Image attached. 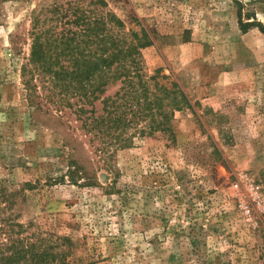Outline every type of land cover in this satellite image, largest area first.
Returning <instances> with one entry per match:
<instances>
[{
    "label": "rangeland",
    "instance_id": "1",
    "mask_svg": "<svg viewBox=\"0 0 264 264\" xmlns=\"http://www.w3.org/2000/svg\"><path fill=\"white\" fill-rule=\"evenodd\" d=\"M76 17L156 78L131 145L23 84L34 23ZM0 264H264V0H0Z\"/></svg>",
    "mask_w": 264,
    "mask_h": 264
},
{
    "label": "trees",
    "instance_id": "2",
    "mask_svg": "<svg viewBox=\"0 0 264 264\" xmlns=\"http://www.w3.org/2000/svg\"><path fill=\"white\" fill-rule=\"evenodd\" d=\"M75 19L72 21L75 29L57 32L52 27L49 36L37 27L38 23H34L30 57L21 71L23 84L32 88V78L27 75L35 74L42 80V99L55 106L57 111L69 108L86 133L102 138L104 150L131 145L133 135L125 131L135 127L147 111L151 112L152 100L149 97L154 96V92L148 88L152 86L155 90L156 78L142 73L141 56L136 49L133 52L90 50L88 46L96 45L92 37L93 25L84 18ZM111 19L115 21L116 18L111 15ZM118 23L120 21L117 20ZM240 25L255 24L240 21ZM109 38L111 45L118 41L111 36ZM109 86L117 89L113 95L101 97ZM95 100L101 103L99 114H95L94 108H87ZM158 108L159 114L166 119L160 105ZM163 122L157 120L154 124L168 130ZM65 255L64 251H42V262H51Z\"/></svg>",
    "mask_w": 264,
    "mask_h": 264
}]
</instances>
